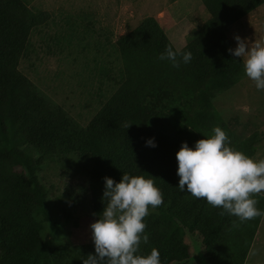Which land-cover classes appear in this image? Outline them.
<instances>
[{"label": "trees", "instance_id": "obj_1", "mask_svg": "<svg viewBox=\"0 0 264 264\" xmlns=\"http://www.w3.org/2000/svg\"><path fill=\"white\" fill-rule=\"evenodd\" d=\"M199 1L208 19L180 49L192 53L191 61L173 68L159 60L166 46L176 49L156 19L145 18L118 39L124 81L83 128L18 70L31 30L44 23L48 13L23 0H0V264L74 262H64L63 251L45 249L36 218L47 216L37 168L70 156L78 160L76 174L86 178L93 214L104 207V177L119 182L128 172L156 178L163 203L144 218L149 241L141 244L143 254L155 247L162 264H186L190 255L183 239L197 233L210 264L244 263L263 215L241 223L203 199L180 192L176 153L182 142L191 147L219 126L230 146L254 157L249 138L220 118L212 100L244 75L243 59L227 51L234 49L231 26L264 0ZM150 138L155 148L145 146ZM254 198L264 211V196ZM89 254L94 248L84 247L77 257Z\"/></svg>", "mask_w": 264, "mask_h": 264}, {"label": "rangeland", "instance_id": "obj_2", "mask_svg": "<svg viewBox=\"0 0 264 264\" xmlns=\"http://www.w3.org/2000/svg\"><path fill=\"white\" fill-rule=\"evenodd\" d=\"M173 1L23 0L34 10L47 12L48 19L31 30L18 70L85 128L124 81L118 39ZM186 8L176 6L172 13L165 10L161 21L163 25L177 23L186 33L181 39L185 45L208 18L199 0H187ZM176 29L167 35L175 49H181L183 45H175L170 37ZM235 35L249 43L264 39V3L231 26L229 40L234 48ZM212 104L221 119L249 138L254 158H264V91H257L254 82L241 75L231 88L215 95ZM58 161H46L36 170L46 193L47 213L36 218L42 225L45 249L63 251L64 262L77 264L84 247L94 248L89 225L96 216L89 206L86 178L76 174L77 158ZM183 242L190 255L186 264H210L199 234L187 233ZM250 242L243 264H264V215Z\"/></svg>", "mask_w": 264, "mask_h": 264}, {"label": "clouds", "instance_id": "obj_3", "mask_svg": "<svg viewBox=\"0 0 264 264\" xmlns=\"http://www.w3.org/2000/svg\"><path fill=\"white\" fill-rule=\"evenodd\" d=\"M236 47L230 55L243 59L244 75L257 91H264V39L249 43L247 38L235 35ZM170 62L173 68L188 64L190 51L173 50L166 46L158 56ZM130 125H125L129 128ZM155 148L154 138L145 141ZM179 177L176 188L196 199H203L221 215L235 216L243 223L264 215L257 207L255 195L264 193V158H254L230 146V139L219 126L212 129L190 147L182 142L176 153ZM103 210L89 225L94 254L82 258L81 264H162L159 250L141 252V244H148L144 218L163 203V193L150 175L123 172L119 182L103 178Z\"/></svg>", "mask_w": 264, "mask_h": 264}, {"label": "crops", "instance_id": "obj_4", "mask_svg": "<svg viewBox=\"0 0 264 264\" xmlns=\"http://www.w3.org/2000/svg\"><path fill=\"white\" fill-rule=\"evenodd\" d=\"M186 5H187V0H175V1H173V2H171V3H169V5L168 6H166V8L164 9V10H162V11H160L158 14H156L155 16H154V18L156 19V21L158 22V24L160 25V27L163 29V31H164V33L166 34V36L168 37V39L170 40V38H169V36L167 35V33H169L170 32V29L171 28H174V29H176L177 31H176V33L174 34H172V36H170L171 37V39H172V41H173V43L175 44V45H178V44H180V45H183V46H181L182 48L185 46V44H182V42H181V39H183V36L186 34L184 31L182 32V30H180L178 27H177V23H175V24H173V25H171V24H166V25H163L162 24V22L161 21H163V19L165 18V10H167L166 12H173V8L174 7H178V6H181L182 7V9H183V7L185 6V10L187 9L186 8ZM263 5V4H262ZM259 8V7H258ZM183 9V10H184ZM172 10V11H171ZM183 10H182V12H183ZM255 11V10H254ZM253 11V12H254ZM181 12V13H182ZM207 12V11H206ZM253 12H251V14L253 13ZM208 14V13H207ZM181 15L182 14H179L178 16H177V18L179 19L180 17H181ZM184 17V16H183ZM208 19V18H207ZM206 19V20H207ZM251 20H252V18H250ZM181 23V22H180ZM177 24V25H176ZM175 32V31H174ZM170 42H171V40H170ZM172 43V42H171ZM173 45V44H172ZM173 47H174V45H173ZM175 48V47H174ZM181 48V49H182ZM176 50H180V49H176Z\"/></svg>", "mask_w": 264, "mask_h": 264}]
</instances>
